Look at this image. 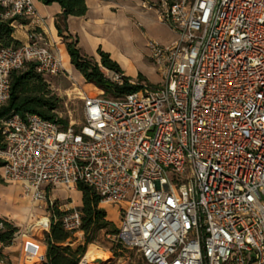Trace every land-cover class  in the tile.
Segmentation results:
<instances>
[{
  "label": "built area",
  "instance_id": "2783aa9c",
  "mask_svg": "<svg viewBox=\"0 0 264 264\" xmlns=\"http://www.w3.org/2000/svg\"><path fill=\"white\" fill-rule=\"evenodd\" d=\"M161 2L159 21L176 37L147 47L163 80L121 97L72 83L82 117L65 126L10 114L1 120L0 178L40 203L45 188L82 182L98 204H122L117 240L146 264H264V0ZM0 8L32 27L18 46L0 45L2 107L10 73L26 62L50 86L66 72L32 0ZM102 72L123 82V73ZM60 210L61 227L80 231L78 209ZM19 259L44 264L41 241L27 237Z\"/></svg>",
  "mask_w": 264,
  "mask_h": 264
},
{
  "label": "trees",
  "instance_id": "16d2710c",
  "mask_svg": "<svg viewBox=\"0 0 264 264\" xmlns=\"http://www.w3.org/2000/svg\"><path fill=\"white\" fill-rule=\"evenodd\" d=\"M40 1L44 4L52 2L59 4L61 12L56 14L54 18V27L57 35L61 37L65 44L70 64L81 74L85 82L98 86L102 89V95L108 97H121L142 87L139 83H129V77L126 75H123V82L121 84L107 79L102 69L121 74L123 72L118 63L110 58L108 52L103 51L100 47L96 49L98 62L93 57L87 56L80 51L76 38L72 37L67 31L66 19L69 15H84L87 9L84 0ZM168 3H172V1H168ZM15 23L25 24L26 21L21 17L4 19L2 18V9L0 8L1 46L16 47L20 44L12 38ZM9 79V99L4 106L0 107V149H3L5 145L3 135L1 134V120L6 119L12 113H18L23 118L28 114L37 113L45 119L62 124V126L67 124V119L57 117L55 112L59 105V99L52 94L50 85L36 72L33 63L26 62L21 68L13 70L9 75ZM140 79L141 76L139 75L138 81ZM1 164L0 160V166ZM75 188L81 193V204L77 209L80 214V230L83 233L84 244L96 241L100 232H103L105 235H112L117 239L118 229L111 220L106 218L104 209L98 206V194L82 182H78ZM47 196L48 194L46 193ZM46 211L49 230L44 233L46 258L44 264H77L84 253V246L77 245L72 248L65 245V242L71 237V232L61 227V218L64 211L58 208L55 201H50L48 198L46 201ZM17 231L18 227L6 217L0 216V261L6 260L5 255L1 252L2 247L12 242ZM110 250L112 251V249Z\"/></svg>",
  "mask_w": 264,
  "mask_h": 264
},
{
  "label": "crops",
  "instance_id": "0c3cea01",
  "mask_svg": "<svg viewBox=\"0 0 264 264\" xmlns=\"http://www.w3.org/2000/svg\"><path fill=\"white\" fill-rule=\"evenodd\" d=\"M84 2L87 8L84 15H69L67 17L66 28L68 33L76 38L77 46L82 53L93 57L98 62L96 49L100 47L103 51L108 52L110 57L118 63L123 74L128 76L127 74L131 71V67L127 64L123 54L128 53L129 49H133L132 43L135 42V34H139L140 37L139 41L141 45L137 44L138 48L148 46V41L141 34H146L142 25V19L149 17L143 16L138 11L140 7H144V3L142 2L139 7L138 4L132 5V0H84ZM32 4L35 12L43 19L42 28L44 34L58 50L62 63L65 62L68 67L74 70V67L69 62L65 44L61 37L57 35V31L54 27V18L56 14L61 12L59 4L56 2L44 4L40 0H32ZM152 13L156 15L157 22L163 24L159 21L158 14L154 11H152ZM25 21V24H14L12 38L19 43L27 40V34L32 29L28 23V19H25ZM166 27L172 31L168 26ZM138 57H140V55ZM74 72L84 81L78 71L74 70ZM50 88L52 89V86H50ZM92 91L85 90L83 92L93 94ZM7 186H2L0 184L2 188ZM19 187L22 188L20 184ZM16 188L17 191H15L13 196H0V216L6 217L18 227V231L12 242L1 249L6 260L0 262V264L20 263L19 257L21 247L25 240L23 237L26 236H23L21 226L31 224L39 215L44 217L47 214L46 203H40L32 199L31 196L25 192L20 195L17 186ZM16 188L14 187V189ZM47 188H45L48 194L47 198L52 201L49 196L50 192ZM74 190L78 194L79 206L81 204V193L76 190V188H74ZM5 198L7 199L6 201L4 200ZM58 208L61 209L60 206H58ZM109 219L111 220V218ZM42 247L45 250L43 243Z\"/></svg>",
  "mask_w": 264,
  "mask_h": 264
},
{
  "label": "rangeland",
  "instance_id": "374dc122",
  "mask_svg": "<svg viewBox=\"0 0 264 264\" xmlns=\"http://www.w3.org/2000/svg\"><path fill=\"white\" fill-rule=\"evenodd\" d=\"M162 1L173 2L181 0ZM192 1L193 0H185V4L190 5ZM132 2V5L138 4L139 7L142 2L144 3V7H140V10L138 11L143 16L149 17L142 19V25L146 34L141 35L147 41L155 40L162 45L172 41L176 37L175 33L173 31H170L166 27L167 25L158 23L156 15L152 13V11H154L159 15L162 10L161 0H132ZM135 37V42L132 43L133 49H129V52L126 54H123L121 52L127 64L131 67V71L127 74L129 77V81L132 84L139 83L141 86H155L163 80L161 72L155 65H153L149 61L147 55L149 53L148 47H137V44L141 45L139 41V34H135ZM139 55L140 57H138ZM62 66L66 73L60 74L57 77L51 79V92L59 99V105L55 113L58 118L67 119V121H80L82 117V101L77 97L75 91H72V83H74V85H76L79 90H93V94L96 95H102V89L92 83L82 81L78 74L74 72V70L76 69L74 68L73 70L72 68L68 67L65 62L62 63ZM139 75L141 76L140 81H138ZM0 184L2 186L9 185L3 188L0 187V196H13L15 191H17L16 186L20 191V195L24 194V190L19 187L18 183L5 182L1 179ZM14 187L16 189H14ZM47 189L50 192V199L52 201H55L57 203V206H60L62 209L79 208L80 205L78 206V194L74 189L67 190L62 186L48 187ZM4 200L6 201L7 199L5 198ZM98 206L104 209V211L107 213L106 218L108 220H110L109 218H111V221L117 227L120 208H122L123 205H107L105 203H100L98 204ZM41 217L42 216L39 215L31 224L21 226V229L22 232L27 235V237L33 236L34 238L42 241V243L44 244V233L47 232L49 228L46 231L41 232L33 227L34 224H37V221ZM27 237L24 236L23 238L26 239ZM90 243L96 245L97 248L105 249L110 252L111 256L101 261L102 264H146L141 254L135 248L123 246L114 236L105 235L103 232H100L98 234L96 241H91L87 244H84L83 233L81 230L71 232V237L65 242V245H68L72 248L77 245H83L84 253L80 257L82 258L87 251L88 245ZM110 249H112L113 252Z\"/></svg>",
  "mask_w": 264,
  "mask_h": 264
},
{
  "label": "bare ground",
  "instance_id": "6f19581e",
  "mask_svg": "<svg viewBox=\"0 0 264 264\" xmlns=\"http://www.w3.org/2000/svg\"><path fill=\"white\" fill-rule=\"evenodd\" d=\"M38 224L43 228L48 227L47 220L44 217H41V219L37 221V225ZM110 256L111 254L107 250L97 248L96 245L90 243L87 251L82 257L81 264H102L101 261L109 258Z\"/></svg>",
  "mask_w": 264,
  "mask_h": 264
},
{
  "label": "water",
  "instance_id": "95a60500",
  "mask_svg": "<svg viewBox=\"0 0 264 264\" xmlns=\"http://www.w3.org/2000/svg\"><path fill=\"white\" fill-rule=\"evenodd\" d=\"M99 261V260H98Z\"/></svg>",
  "mask_w": 264,
  "mask_h": 264
}]
</instances>
